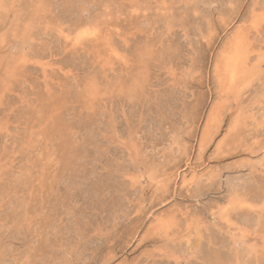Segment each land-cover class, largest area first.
Returning <instances> with one entry per match:
<instances>
[{
	"label": "rangeland",
	"instance_id": "1",
	"mask_svg": "<svg viewBox=\"0 0 264 264\" xmlns=\"http://www.w3.org/2000/svg\"><path fill=\"white\" fill-rule=\"evenodd\" d=\"M263 46L264 0H0V264H264Z\"/></svg>",
	"mask_w": 264,
	"mask_h": 264
},
{
	"label": "bare ground",
	"instance_id": "2",
	"mask_svg": "<svg viewBox=\"0 0 264 264\" xmlns=\"http://www.w3.org/2000/svg\"><path fill=\"white\" fill-rule=\"evenodd\" d=\"M235 20V19H234ZM253 42V41H252ZM44 45V44H43ZM139 45V44H138ZM248 46V45H247ZM239 48V47H238ZM244 48H246V47H244ZM262 48H264V46L262 47ZM238 52V51H237ZM121 53V52H120ZM260 53V52H259ZM81 54H82V52H81ZM263 54V53H262ZM123 56V55H122ZM256 56H259V55H256ZM231 57H232V55H231ZM254 57V56H253ZM262 57V56H261ZM256 58V57H255ZM260 58V57H259ZM257 59V58H256ZM258 60V59H257ZM239 61V60H238ZM249 62V61H248ZM253 63V62H252ZM251 62H250V65L252 64ZM239 64V63H238ZM226 65V64H225ZM231 65H232V62H231ZM249 65V66H250ZM253 65V64H252ZM251 65V66H252ZM240 66V65H239ZM247 66V65H246ZM226 68V67H225ZM251 68V67H250ZM228 70V69H227ZM243 70V69H242ZM251 71V70H250ZM249 72V71H248ZM252 72V71H251ZM134 73V72H133ZM226 73V72H225ZM224 73V74H225ZM227 73H228V71H227ZM141 75V74H140ZM137 76V75H136ZM236 76V75H235ZM239 76V75H238ZM88 78V77H87ZM224 78V77H223ZM227 78V77H226ZM141 79V78H140ZM136 80H137V78H136ZM140 81H142V80H140ZM237 81H240V80H237ZM129 83H130V81H129ZM134 83V82H133ZM127 86V85H126ZM111 87V86H110ZM113 88V87H112ZM118 89V88H117ZM135 89V88H134ZM137 90V89H136ZM103 91V90H102ZM140 91V90H139ZM105 92V91H104ZM124 92H126V91H124ZM142 92V91H141ZM119 93V92H118ZM101 95H102V93H101ZM129 96V95H128ZM127 98V100H128V97H126ZM130 99V98H129ZM232 99V98H231ZM131 100V99H130ZM129 100V101H130ZM219 120V119H218ZM213 136V135H212ZM39 152V151H38ZM34 153H35V151H34ZM200 158V157H199ZM57 160V159H56ZM45 166V165H44ZM59 167V166H58ZM177 173V172H176ZM200 181V180H199ZM44 186V185H43ZM41 195V194H40ZM154 199V198H153ZM235 211V210H234ZM223 256V255H222ZM228 257V256H227ZM246 258V257H245ZM238 259V258H237ZM238 263V262H237ZM244 264V263H243Z\"/></svg>",
	"mask_w": 264,
	"mask_h": 264
}]
</instances>
